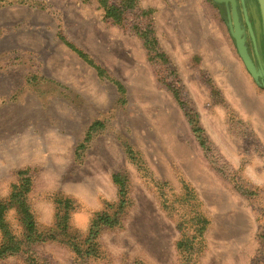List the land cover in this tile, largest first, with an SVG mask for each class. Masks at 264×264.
Here are the masks:
<instances>
[{
	"label": "rangeland",
	"instance_id": "rangeland-1",
	"mask_svg": "<svg viewBox=\"0 0 264 264\" xmlns=\"http://www.w3.org/2000/svg\"><path fill=\"white\" fill-rule=\"evenodd\" d=\"M217 4L137 0L139 12L115 25L96 0H0V199L28 171L45 240L0 264H264V88ZM138 26L168 64L149 59ZM117 174L128 187L121 225L102 228L96 254L81 258L72 244L85 250L95 217L117 211ZM58 200L74 207L65 232ZM196 215L207 226L189 258L177 245ZM7 221L22 236L16 211Z\"/></svg>",
	"mask_w": 264,
	"mask_h": 264
},
{
	"label": "trees",
	"instance_id": "trees-1",
	"mask_svg": "<svg viewBox=\"0 0 264 264\" xmlns=\"http://www.w3.org/2000/svg\"><path fill=\"white\" fill-rule=\"evenodd\" d=\"M101 9L104 11L105 19L112 21L115 25H123L128 20V15L131 13H138L137 0H121L119 3H113L111 0H96ZM142 15H147V12L142 11ZM138 35L144 40L145 47L148 50L149 59L152 61H163L168 64L167 57L161 52L158 44V40L154 36L152 29H144L139 26L136 27ZM61 41L67 45L73 52H75L83 61L88 65L92 66L99 77H103L104 70L97 66L85 53L74 47L72 44L67 43L63 37H60ZM117 86V90L120 95L125 94V89L122 84L114 82ZM174 97L181 102V97L178 91L173 90ZM183 106V105H182ZM189 123L195 134H200L203 131L198 127L197 121L193 117H189ZM99 125L91 127L87 134V141L92 138L94 130ZM199 139L201 137L199 135ZM86 141V142H87ZM201 145L204 146L201 140ZM130 152V151H129ZM132 155V153L130 152ZM132 159L134 157L132 155ZM114 184L118 188V203L117 211L114 216L106 213L98 214L92 221L89 236L87 239V248L84 250L78 244H72L73 251L78 254L81 258L90 257L96 254L97 244L95 243L100 230L102 228L114 229L121 225V219L119 214H123L128 207V187L127 178L124 175L117 174L113 177ZM32 178L29 177L28 171H21L18 174L17 182L12 185L11 191L7 199H0V261L9 257L17 256L23 253L24 248H31L37 243L44 242L42 234H38L36 229V222L31 211L28 198L32 191ZM57 204L61 208V213L58 212L56 215L55 227L65 232L68 228L70 220V211L72 208L71 201L69 200H58ZM16 211L20 216V221L24 227L22 236L16 235L10 228L7 221V215L10 211ZM63 210V211H62ZM207 221L196 215L191 223L190 229L194 232L191 236L183 235L181 240L178 242L177 248L183 252V254L189 258L193 257L197 246L202 242L204 232L206 230ZM56 239V237H50ZM85 259V258H84Z\"/></svg>",
	"mask_w": 264,
	"mask_h": 264
},
{
	"label": "water",
	"instance_id": "water-1",
	"mask_svg": "<svg viewBox=\"0 0 264 264\" xmlns=\"http://www.w3.org/2000/svg\"><path fill=\"white\" fill-rule=\"evenodd\" d=\"M222 0H215L216 3H220ZM258 7L254 9L255 13V33L248 20L247 13L245 11L246 21L249 27L252 42L254 44L255 54L258 61V67L255 65L251 58L247 45L246 38L243 36V31L240 29L237 13L234 7V26L229 23L230 32L235 40L236 48L240 58L242 59L246 69L250 73L253 80L264 88V0H256L255 4Z\"/></svg>",
	"mask_w": 264,
	"mask_h": 264
},
{
	"label": "flooded vegetation",
	"instance_id": "flooded-vegetation-1",
	"mask_svg": "<svg viewBox=\"0 0 264 264\" xmlns=\"http://www.w3.org/2000/svg\"><path fill=\"white\" fill-rule=\"evenodd\" d=\"M256 0H222L217 5L221 10L223 11V14L227 20V23L230 22L229 19L234 23V7L235 11L237 13L238 22L240 24V28L245 31L247 34V40H249V43L251 42L250 33L248 30V26L245 21V13L244 9L247 10V14L249 16V19L251 21L252 27L253 26V17L251 12V4L255 3ZM252 44V42H251Z\"/></svg>",
	"mask_w": 264,
	"mask_h": 264
}]
</instances>
